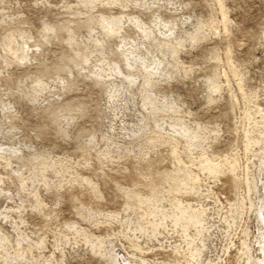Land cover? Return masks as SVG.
Returning <instances> with one entry per match:
<instances>
[{"label":"rangeland","instance_id":"1","mask_svg":"<svg viewBox=\"0 0 264 264\" xmlns=\"http://www.w3.org/2000/svg\"><path fill=\"white\" fill-rule=\"evenodd\" d=\"M261 211L264 0H0V264H257Z\"/></svg>","mask_w":264,"mask_h":264},{"label":"bare ground","instance_id":"2","mask_svg":"<svg viewBox=\"0 0 264 264\" xmlns=\"http://www.w3.org/2000/svg\"><path fill=\"white\" fill-rule=\"evenodd\" d=\"M7 213V212H6ZM3 214V213H2ZM261 219H262V221H263V223H264V212H262L261 211ZM0 223L2 224V222L0 221ZM4 224V223H3ZM7 224V223H6ZM1 228V227H0ZM2 232H1V230H0V234H1ZM9 233V232H8ZM9 237V236H8ZM7 237V238H8ZM15 237V236H14ZM9 246V245H8ZM18 247V246H17ZM20 249V248H19ZM262 250V249H261ZM18 252V251H17ZM258 253V252H257ZM19 259V258H18ZM248 259V258H247ZM209 260H211L212 261V259H209ZM251 260V259H250ZM253 261H254V259H253ZM258 261V260H257ZM213 263V262H212ZM215 263V262H214ZM208 264V263H207ZM210 264V263H209ZM257 264H264V262L263 261H259Z\"/></svg>","mask_w":264,"mask_h":264}]
</instances>
